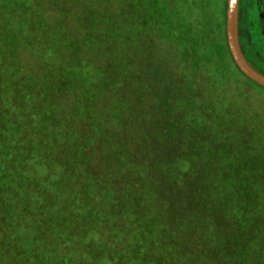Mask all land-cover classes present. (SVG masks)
Segmentation results:
<instances>
[{
    "label": "trees",
    "instance_id": "16d2710c",
    "mask_svg": "<svg viewBox=\"0 0 264 264\" xmlns=\"http://www.w3.org/2000/svg\"><path fill=\"white\" fill-rule=\"evenodd\" d=\"M0 1V16L4 21L8 19L9 21H6L8 27L12 28L6 30L7 36L2 37L0 41L1 48L3 45V49L0 48V183L6 184V189H0V192H3L2 196L7 195L3 197L4 200L0 198V208L2 203H8L13 208V212L9 213H2L0 209V221L9 217V221L4 219L8 222L6 225L9 239L7 235L6 242L9 244V257H14L17 264H26L25 261L31 262L35 258L46 264L43 260L46 249L41 253L42 246L36 247L30 239L31 236L27 238L28 234L25 236L20 230L24 227L23 225L31 224L34 230L41 233L39 224L43 222V215L52 214V211L46 208L47 198L50 197L52 198L50 200L57 201V206L59 203L62 205L57 200L63 196L60 190H64L66 198H69L68 191L72 190L71 195H74L78 205L87 204V206L78 207L90 208L95 218L106 217V213L115 215L117 210L120 216L125 218L123 232L117 235L111 234L109 241L111 240L114 244L117 239L120 241L123 239L125 243L121 245L123 244L126 249H122L120 255L113 247L112 251L107 253L109 261L105 258L102 264H117L120 257L131 259L130 264L137 261H139L138 264H264V218L258 221L255 219L258 213L255 206L259 204L250 207L253 211V220L251 223H246V228L236 226L230 231L222 228L216 232V237L209 241L208 246L204 245L201 241V227L206 225L208 214L215 215V211L205 207L201 209L204 217L201 218L203 220L200 224L203 226L196 225L195 227L187 222L185 213L176 217L169 212L178 198L177 195L181 194L185 197L188 204L190 196L198 198L200 187H183V190L168 187L171 190L167 191L165 189L167 186H164L157 178L158 173L157 175L152 174L156 168L155 158L149 153L146 154V151H149L147 143L140 141L137 144L136 138L122 137L123 131L127 129L125 120L118 108L109 107L112 100L124 99L120 89L119 93H116L114 89L106 94V109H100V115L105 117L106 114H110L115 123L114 126L112 125L113 131L108 134L106 127L103 129L104 122L98 121L93 125L87 121V115L81 110L87 99L83 95H77L76 98L72 96V91L77 90L70 88L68 83L74 79L75 74L68 69L69 67L66 68V62L62 67V76L59 78L54 72L52 73L50 65L47 64L46 77L40 82L38 73L34 72L31 67L29 68L27 63L19 64L12 60L14 62L12 66L2 57V54L8 56L7 52L3 53L6 49L8 51L14 46L18 49V43L23 42L24 38L13 31L18 19L21 18L22 23L26 25V21L28 22L30 18L43 17L46 27L49 28L50 24L52 26L56 24L54 23L56 21L54 10H51L56 6L52 3L54 0L45 1V6L50 7L51 13L49 14L43 13L38 0H29L28 7L20 1L16 4L13 0ZM125 2L128 6H132L133 2V6H136L135 0L132 2L125 0L124 4ZM111 4L117 6L119 2L115 1ZM138 4L140 6L138 11H135L136 18L134 17L137 30H140L142 36L146 35L148 39L156 41L155 51L159 52L164 49L168 53V47H162L167 44L168 40H164L165 38L160 35L162 25L165 24L162 6L158 0H138ZM62 6L68 9L70 1H64ZM10 11L11 19L8 18ZM29 16L30 18L27 19ZM118 16L114 18L115 27L118 26ZM107 21L113 20L107 19ZM109 25L112 27L111 23ZM110 27L106 29V35L108 34L107 37L113 43L118 37L115 33L120 32L121 28L117 27L112 32ZM22 28L25 27L22 26ZM72 29L75 30L70 27L67 31L72 34ZM219 29L222 34L219 43L214 40L212 43L207 39V30L204 28L198 33L202 43L189 45L185 49L188 61L185 62V67L182 68L181 65L178 68L174 63V66L172 65L175 80L171 79L172 84L170 82L171 90L166 97L168 103L164 104L161 100L156 101V105L159 106L158 111L163 115L162 119L168 120L159 128L167 130L170 137L188 136L192 139L225 138L232 140L245 129L249 128L251 132L255 129V125L264 123V111H249L250 107L256 108V106L253 103L247 105L242 101V95L245 93L243 89L245 80L240 78L241 73L227 52L222 24ZM32 38L35 40L34 36ZM53 52L50 48V57L58 56ZM15 57L16 60L20 58L18 55ZM226 61L232 64L230 62L227 64ZM97 62L99 58L94 63L102 67ZM79 65L77 70L82 69L83 72H86L87 66H90L84 61L79 62ZM111 65L113 66V62ZM113 67L115 73H118L116 80L121 83L123 70H121L120 58L114 62ZM118 68L119 72H117ZM260 73L264 75V71ZM32 76H38L36 79L38 82H32L29 78ZM182 78H185L188 86L182 85L180 90ZM82 84L79 88L85 87V84L83 86ZM64 85H67V88L62 89L61 86ZM9 88L21 90L17 101L7 96L10 94ZM65 93L69 94L68 97H59L60 94ZM125 102L128 103L127 100ZM57 103L60 106H57ZM246 110L251 114L248 118H244ZM106 118H108L107 115ZM133 134L136 136V132ZM106 137L110 138L108 144ZM127 143L132 144L133 148L128 150ZM240 144L246 143L241 142ZM106 147L107 150H113L108 156L111 164L119 160L126 179V182L121 183L123 186L120 190L118 187L115 190L112 184V191L108 194L106 187L99 186L100 173L106 170H100V167H103V164L106 167V163L103 160L98 164L95 163L99 160L98 157L106 156ZM141 148L144 150L133 153L135 149ZM227 152H233V148H228ZM83 155L88 159L81 160ZM136 164L147 165L144 176H142L143 173H133L131 166ZM90 165L94 167V170L91 175L86 176L82 171ZM190 166L189 170L193 165ZM63 173H68V184L78 183L83 177L90 183L91 188L82 185H79L77 190L68 188L63 180ZM114 185L118 186V182L116 181ZM49 191L51 194H48ZM111 194L113 197L110 196ZM164 194L168 195L165 199L161 198ZM117 195H119L118 207L114 204L111 206ZM13 196L17 197L12 198ZM15 200L23 203L20 207L24 208V211H17L18 203H11ZM107 200L109 202L108 211H106ZM98 204L100 211L93 208ZM199 204L194 200L190 208L193 210L199 208ZM57 206L55 210L59 211L60 208ZM111 218L109 223L114 221V216ZM233 222L239 224L242 222V217L236 213ZM78 223L82 224V221ZM51 229L57 231L58 238H61L60 227L54 225ZM251 231L258 235H250ZM10 232H15L19 236H10ZM143 235L155 237L145 242L138 240L140 237L144 238ZM17 238H22V240L17 242ZM40 240L43 241V238ZM108 247L111 249L112 245ZM69 256L73 262V258ZM145 260L148 261L145 262ZM55 261V264H67L69 257L65 256L64 262L60 258Z\"/></svg>",
    "mask_w": 264,
    "mask_h": 264
},
{
    "label": "rangeland",
    "instance_id": "374dc122",
    "mask_svg": "<svg viewBox=\"0 0 264 264\" xmlns=\"http://www.w3.org/2000/svg\"><path fill=\"white\" fill-rule=\"evenodd\" d=\"M13 1L15 4L20 1L21 4L24 3L23 5L26 4L27 7L29 4V0ZM45 1L38 0V4H40L43 13L47 12L49 14L51 13L50 7L45 6ZM64 1H70L68 9L62 6ZM115 1H118L119 5L111 4ZM124 1L54 0L52 3L56 6L51 10H54L53 14L56 17L54 23L56 24H53V26L50 24L49 28L46 27L45 18L43 17L30 18L29 16L27 19H30L28 22L26 21V25L22 23L21 18L18 19L16 28L13 31L24 38L22 39L23 42L18 43V49L15 46L8 49V51L6 49L3 53L7 52L8 56L2 54V57L12 66H14V62L27 63L29 68L31 67L34 72L38 73L40 82L46 77L45 68L47 64L50 65L52 73L54 72L55 76L59 78V76H62V67L66 62V68L69 67L68 69L75 74L74 79L68 83L70 88L77 90L72 91V96L76 98L77 95H83L88 100L81 108L84 114L87 115V121L93 125L98 121L104 122L103 129L106 127L108 134L113 131L115 123L110 114H106L108 118H106V115L105 117L100 115V109H106V94L114 89L117 91L116 93H119L120 89L124 99L112 100L109 107L118 108L125 120L127 129L123 131L122 137H127V139L136 138L137 144L140 141L147 143V150L149 151H146V154L149 153L155 158L154 165L156 168L152 171V174L157 175L158 173L157 178L164 186H167L165 187L167 191L171 190L168 187H175L177 190H183V187H200L198 198L195 199L194 196H190L188 204L185 197L181 194L177 195L178 198L169 212L176 217L185 213L187 222L195 227L196 225L203 226L200 224V221L203 220L201 218L204 217L201 209L205 207L215 211V215L208 214L206 225L201 227V241L208 246L209 241L215 238L216 232L222 230V228L228 231L232 228L235 229L236 226L242 229L246 228V223H251V220H253V211L250 210V207L259 204V206H255L258 209L255 219L258 221L264 218V123L255 125V129L251 132L249 128L245 129L239 135L234 136L232 140L225 138L192 139L188 136L170 137L167 130L159 128L161 124L167 123L168 120L162 119L163 115L159 113V106L156 105V101L161 100L164 104L168 103L166 97L171 90V79L175 80L172 65L175 64L178 68L181 65L182 68L185 67V62H188L185 49L189 45L202 43L198 37L200 30L204 28L207 30L208 37L206 38L212 43L213 40L217 43L221 41L222 34L219 28L221 24L223 27L225 0H158L162 6L165 21L160 35L165 38L164 40H168L167 44L162 47H168V53L164 49L159 52L155 51L154 49H157L156 41L148 39L146 35L142 36L140 30H137L134 17L135 11H138L137 9L140 6L138 0H135L136 6H133L132 0H130L132 6H128L126 2L124 4ZM94 3L99 5L97 6ZM11 16L10 11L8 18L11 19ZM115 16H118L117 27H120L121 31L115 33L118 37L112 43L107 37L108 34L106 35V29L110 27L109 24L111 23V31H115L114 29L117 28L113 24L115 23ZM0 19H2L0 20V41H2V37L7 36L6 30L12 28L8 27L6 22L9 21L8 19L4 21L2 16H0ZM107 19L113 21L108 22ZM22 26L25 28L23 29ZM66 26L68 30L70 27L75 29H72L73 35L67 31ZM249 27L252 39L254 29L252 25ZM111 31H109V34H111ZM32 36L35 37V40ZM244 37L243 42L245 40V43L249 45L252 55L257 57L258 54V56L263 57L260 58L259 63L264 65V49L262 50L261 43L255 42L254 49L250 43L249 35L247 34L246 38ZM50 48L58 56L56 55L55 58L50 57ZM1 49H3V45ZM16 55L20 57L19 60H16ZM97 58H99L97 64H101L102 67L94 63ZM119 58L121 70H123L121 83L116 80L118 73H115L113 67L114 62ZM82 61L90 65L87 66L86 72H83L82 69L77 70L80 66L79 62ZM111 62H113V66ZM72 64L75 65L72 66ZM117 72H119V68ZM37 77L32 76L29 78L32 82H38ZM240 78L245 80L243 83L245 92L242 95L243 103L247 105L253 103L256 106V108L249 106L251 108L248 109L249 111L260 110L263 112L264 88L256 83L254 84L241 74ZM82 83L85 84V87ZM80 84L83 86L80 87L82 91L79 88ZM182 85L188 86L185 78L181 80L180 90ZM147 86L149 88H146ZM61 88L65 89L67 85L61 86ZM9 92L10 94H7L9 98L14 101L19 99L20 89L9 88ZM68 95V93L60 94L59 97H68ZM57 106H60V104L57 103ZM244 115V118H248L251 114L246 110ZM134 132H136V136L133 134ZM109 142L110 138L106 137V143ZM241 142L246 144H240ZM127 144L128 150L133 148L132 144ZM228 148H233V152L228 153ZM143 150L142 148L135 149L133 153ZM112 151L111 149L107 150L106 147V156L98 157L99 160L95 162L98 164L103 160L106 163V167H104V164L103 167H100V170H106L100 173L99 186L106 187L107 194L112 191V184L115 190L117 187L120 190V187L123 186L121 183L126 182L119 160L111 164L108 156L109 152ZM82 159L88 158L83 155L81 156ZM190 165H193V167L189 170ZM146 166L136 164L131 167L134 174L143 173L142 176H144ZM93 170L94 167L90 165L86 170L83 169L82 173L89 176ZM62 176L68 188L77 190L79 185L91 188L90 183L83 177L78 183L68 184V173H63ZM116 181L118 186L114 185ZM5 186V183H0V189H6ZM62 186L65 189V186ZM60 192L63 196L57 200L62 205L59 203L57 206V201L50 200L52 199L50 197L47 198L46 208L48 211H52V214L46 215L45 213L43 215V222L39 224L42 230L41 233L34 230L31 224L23 225L24 227L20 230L25 236L28 234L27 238L31 236L30 239L36 244V247L40 248L42 246L40 248L41 253L46 249L43 258L46 264H55V260L58 258L64 262L65 256L69 257L67 264H102L105 258L106 261H109L107 253H110L113 247L119 254L122 253V249H126L123 244L121 245V243H125L123 239L122 241L117 239L114 244L111 240L109 241L111 234L117 235L119 232H123L125 228V218L120 216L119 210L115 215L106 213V217L99 216L95 218L90 208L78 207L87 206V204L81 203L78 205L74 195H71L73 194L72 190L68 191L69 198L64 196V190H60ZM2 194L3 192H0V198L4 200L3 197L7 195L2 196ZM48 194H51V191ZM167 196V194H164L161 198L165 199ZM199 196H201V199H199ZM14 197L17 196L12 198ZM118 199L119 195L115 196L111 206L114 204L118 207ZM187 199L189 200V198ZM194 200L200 203V207L193 210L190 206L193 205ZM11 203L17 204L18 200L11 201ZM21 205L23 203L19 202L17 211H24V208L20 207ZM88 205L90 206L89 203ZM108 205L107 200L106 211L109 210ZM56 206L60 208L59 211L55 210ZM239 207L242 208L241 212H239ZM93 208L100 211L99 204L93 206ZM0 209L2 213L13 212V208L8 203H2ZM236 213L242 217V222L239 224L233 222ZM113 216L114 221L109 223ZM4 219L9 221V217L7 216L0 221V264H17L14 257L8 255L9 244L6 242V236L8 235L9 239V231L6 225L8 222ZM81 221L82 224L78 223ZM54 225L61 228V238H58L57 231L51 229ZM66 228L67 230H65ZM11 235L13 237L19 236L15 232H10ZM250 235L258 234L251 231ZM143 237L138 240L141 239L145 242L147 239L153 240L155 236L143 235ZM41 238H43V241L40 240ZM21 240L22 238H17V242ZM71 244L73 246H70ZM109 245H112L111 249H108ZM69 255L73 258V262ZM119 259L118 262L116 259L117 264H130L131 262V259L124 257ZM147 261L145 260V262ZM25 263L43 264L42 261L36 258L31 262L25 261ZM138 263L139 261L133 264Z\"/></svg>",
    "mask_w": 264,
    "mask_h": 264
},
{
    "label": "flooded vegetation",
    "instance_id": "af4514ba",
    "mask_svg": "<svg viewBox=\"0 0 264 264\" xmlns=\"http://www.w3.org/2000/svg\"><path fill=\"white\" fill-rule=\"evenodd\" d=\"M251 25L254 29L252 36L254 41H252L249 33V26ZM247 34L250 37L252 47H254L255 42H259L262 50L264 49V0H237V39L240 51L248 64L262 72L264 65L259 61L263 57L258 56V54L257 57L252 55L249 45L245 43V40L243 42V37L246 38Z\"/></svg>",
    "mask_w": 264,
    "mask_h": 264
},
{
    "label": "water",
    "instance_id": "95a60500",
    "mask_svg": "<svg viewBox=\"0 0 264 264\" xmlns=\"http://www.w3.org/2000/svg\"><path fill=\"white\" fill-rule=\"evenodd\" d=\"M223 30L227 51L235 67L246 78L264 88V75L248 64L239 48L237 39V0H225Z\"/></svg>",
    "mask_w": 264,
    "mask_h": 264
}]
</instances>
